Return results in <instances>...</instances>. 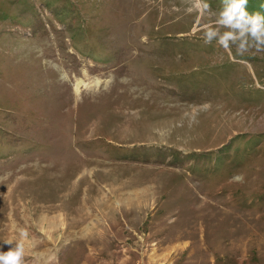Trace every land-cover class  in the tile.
<instances>
[{"label":"rangeland","instance_id":"obj_1","mask_svg":"<svg viewBox=\"0 0 264 264\" xmlns=\"http://www.w3.org/2000/svg\"><path fill=\"white\" fill-rule=\"evenodd\" d=\"M203 2L0 0V252L264 264V45Z\"/></svg>","mask_w":264,"mask_h":264},{"label":"clouds","instance_id":"obj_2","mask_svg":"<svg viewBox=\"0 0 264 264\" xmlns=\"http://www.w3.org/2000/svg\"><path fill=\"white\" fill-rule=\"evenodd\" d=\"M247 2L248 0H224L225 8L215 23L229 30L221 34L218 29L205 25L204 43L210 44L215 38L220 46L225 50H230V46L239 41L237 44L239 53L247 50L249 40L257 47L264 45V15L259 12L249 14L246 10ZM209 7L203 0H194L187 12L196 11L203 15ZM26 236L27 233L21 230V237L26 238ZM6 243L11 244V241ZM23 256L24 246L21 242L6 253L0 252V264H24Z\"/></svg>","mask_w":264,"mask_h":264}]
</instances>
